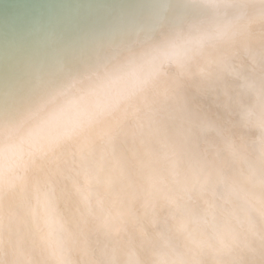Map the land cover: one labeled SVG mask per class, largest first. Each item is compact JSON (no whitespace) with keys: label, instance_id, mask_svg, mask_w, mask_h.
Returning a JSON list of instances; mask_svg holds the SVG:
<instances>
[{"label":"clouds","instance_id":"clouds-1","mask_svg":"<svg viewBox=\"0 0 264 264\" xmlns=\"http://www.w3.org/2000/svg\"><path fill=\"white\" fill-rule=\"evenodd\" d=\"M0 264H264V0H83L0 42Z\"/></svg>","mask_w":264,"mask_h":264},{"label":"bare ground","instance_id":"bare-ground-1","mask_svg":"<svg viewBox=\"0 0 264 264\" xmlns=\"http://www.w3.org/2000/svg\"><path fill=\"white\" fill-rule=\"evenodd\" d=\"M78 3L83 0H0V42L23 36L36 22L70 14Z\"/></svg>","mask_w":264,"mask_h":264}]
</instances>
